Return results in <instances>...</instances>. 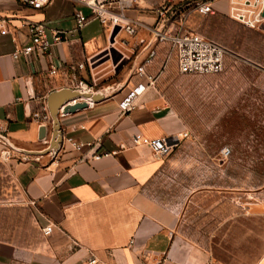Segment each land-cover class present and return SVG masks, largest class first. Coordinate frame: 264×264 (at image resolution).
Returning a JSON list of instances; mask_svg holds the SVG:
<instances>
[{
  "label": "crops",
  "instance_id": "0c3cea01",
  "mask_svg": "<svg viewBox=\"0 0 264 264\" xmlns=\"http://www.w3.org/2000/svg\"><path fill=\"white\" fill-rule=\"evenodd\" d=\"M161 1L140 0L126 14L153 26L157 22L154 9ZM196 1L181 0L176 21L186 17L187 24L190 15L196 14L190 13ZM230 7L229 0L213 1L214 14L233 20ZM78 9L90 18L81 29L76 28L74 16ZM0 20L7 30L0 33V139L23 197L21 204L29 214L26 226L21 219L15 220L23 226L18 227L17 241L0 238V264H83L91 255L106 264H230L180 232V212L174 203L182 188L168 176L170 158L156 156L148 145L189 130L178 91L166 89L171 77L163 80L162 75L158 84L135 97L131 111L123 112L120 103L144 82L134 68L124 89L59 115L56 128L50 115L36 120L32 114H47L49 95L73 88L68 68L83 63L85 68L77 70V78L102 81L118 67L115 51H121L119 47L133 55L129 48L133 39L120 28H104L91 17L88 7L74 0H52L44 10H34L19 0H0ZM29 22L44 23L50 42L53 30L73 32L53 49V55L66 65V74L50 76L52 57L38 51L30 58L13 57L17 48L32 44L26 28ZM254 30L264 36V17ZM139 36L148 37L145 31ZM163 57L160 52L153 71ZM68 137L92 145L78 151ZM102 151L117 154L91 160ZM164 179L169 183H162ZM50 223L53 232L44 236L41 229ZM254 264H264V253Z\"/></svg>",
  "mask_w": 264,
  "mask_h": 264
},
{
  "label": "rangeland",
  "instance_id": "374dc122",
  "mask_svg": "<svg viewBox=\"0 0 264 264\" xmlns=\"http://www.w3.org/2000/svg\"><path fill=\"white\" fill-rule=\"evenodd\" d=\"M208 16L192 14L186 26L228 46V71L223 79L183 76L175 61L165 70L163 80L182 78L172 90L178 91L189 127V137L168 156V176L182 188L174 203L180 232L220 261L254 264L264 253V36L228 18L212 25ZM119 49L118 67L102 81L87 82L93 95L109 96L132 78L140 50L131 55ZM244 90L247 95L239 96ZM204 103L207 109L200 110ZM1 140L0 238L16 240L23 226L15 224L14 209L27 207L21 204ZM224 148L231 151L227 156Z\"/></svg>",
  "mask_w": 264,
  "mask_h": 264
},
{
  "label": "built area",
  "instance_id": "2783aa9c",
  "mask_svg": "<svg viewBox=\"0 0 264 264\" xmlns=\"http://www.w3.org/2000/svg\"><path fill=\"white\" fill-rule=\"evenodd\" d=\"M21 3L30 6L34 10H44L52 0H19ZM77 3L88 7L91 17L98 19L101 25L109 30L120 27L129 38L133 39L129 47L133 54L137 50L143 54L141 61L135 67V75L143 79L144 82L137 85L134 90L120 103L123 112H129L134 107L135 97L140 95L147 87L154 86L164 74L171 61H175L177 70L181 75H215L222 73L225 68V57L228 50L211 39L206 38L202 34L187 28L186 17L180 21H176L180 15L178 5L181 0H162L154 9L157 14V22L150 26L141 23L138 20L130 18L126 12L135 9L140 0H74ZM214 0H198L196 1L190 13H196L200 16H208L214 14ZM230 17L245 25L248 28H256L258 23L264 17V0H229ZM76 28L81 29L89 21V17L82 11L76 10L74 13ZM27 33L32 44L24 48H17L13 57L17 59L20 54L26 58H30L34 51L47 54L52 57L49 64L48 73L50 76H56L59 73L66 74V65L53 55V49L56 44L66 42L72 31L53 30V42L49 41L47 28L42 22H29L26 24ZM145 31L148 37H140L139 33ZM7 32L5 21L0 20V33ZM124 45H128V41L123 40ZM159 46L166 47L164 57L160 63L158 70L153 71L158 58ZM139 53V52H138ZM137 53V55H138ZM83 63L71 66L68 71L72 75L70 78L71 85L74 90L81 93H91L92 88L87 81L77 78L78 69H84ZM30 93L34 92L30 89ZM84 100V99H80ZM92 102H89L91 104ZM47 114L42 115L39 112L32 114L36 120H46L50 113L46 106ZM62 108L60 109V115ZM189 137V132H184L175 138H161L148 142L152 152L161 158L168 157L179 143ZM67 141L74 145L75 149L82 151L85 147H90L92 143H83L76 141L73 137H68ZM134 142L138 143V138H134ZM222 153L227 156L230 150L224 148ZM117 154V151H102L95 153L91 160H100L102 158L111 157ZM54 224L50 223L41 229L44 236L52 234ZM83 264H106L98 257L91 255Z\"/></svg>",
  "mask_w": 264,
  "mask_h": 264
},
{
  "label": "water",
  "instance_id": "95a60500",
  "mask_svg": "<svg viewBox=\"0 0 264 264\" xmlns=\"http://www.w3.org/2000/svg\"><path fill=\"white\" fill-rule=\"evenodd\" d=\"M101 98L103 97L100 95L95 96L92 93H81L73 89L63 88L61 90L54 91L49 95L47 107L50 116L55 122L56 128H58V116L60 115L61 108V114L66 115L87 107L89 102L93 103ZM80 99H84V102H80ZM56 134L61 138L62 134L60 129L56 131ZM59 139L55 140L54 144H58Z\"/></svg>",
  "mask_w": 264,
  "mask_h": 264
},
{
  "label": "trees",
  "instance_id": "16d2710c",
  "mask_svg": "<svg viewBox=\"0 0 264 264\" xmlns=\"http://www.w3.org/2000/svg\"><path fill=\"white\" fill-rule=\"evenodd\" d=\"M219 18H224V19H226V17H224V16H222V15H218V14H212V15H209L208 16V19H209V21H210V23L213 25V24H215L216 22H217V20L219 19ZM206 37V36H205ZM206 38H208V39H211V40H213V41H215V42H217V43H220L215 37H213V36H208V37H206ZM221 45H223L224 47L226 46L225 44H222V43H220ZM226 47H228V46H226ZM159 51H158V55H159V53L160 52H164V54H165V50H166V47H162V46H159ZM228 56L229 55H227L226 57H225V68H224V71L222 72V73H219V74H215V75H209V76H220V77H222V79H223V77H224V74H225V72L227 73V71H228V66H227V60H228ZM156 62H157V60H156ZM224 73V74H223ZM178 74V73H177ZM223 74V75H222ZM184 76V75H183ZM185 76H197V75H185ZM198 76H202V75H198ZM183 78H185V77H183ZM168 79V81L169 82H167L168 83V86L166 87V89L167 90H169V89H172V88H174L175 87V85L177 84V83H180L179 81L180 80H182V78H180V76H174L173 78L171 77V78H167ZM221 79V80H222ZM178 81V82H177ZM178 85V84H177ZM222 89V91L221 92H223V91H225L224 90V88H221ZM247 93H248V91H246V90H244L243 92H239V96H241V95H247ZM251 93V92H250ZM249 95H251V94H249ZM228 96H230V95H228ZM243 103V102H242ZM242 103H240L241 104V106L240 107H242L243 105H245V104H242ZM208 104H205L204 103V106L202 107V104H201V106L199 107V109L200 110H202V108L204 109L206 106H207ZM206 109H207V107H206ZM194 111H198L197 109H195ZM211 111H212V113H213V108H211ZM208 113V112H207ZM188 123V122H187ZM231 152V151H230ZM158 180V179H157ZM156 180V181H157ZM15 210V218H17V221L19 222V220H18V218L19 219H21L22 221L21 222H23L24 224V226H26V224H27V222H28V216H29V214L26 212V210L25 209H23V208H15L14 209ZM5 211V213H7V210H4ZM11 211V210H10ZM23 214H24V217H22L23 216ZM19 216H21V217H19ZM17 222V223H18Z\"/></svg>",
  "mask_w": 264,
  "mask_h": 264
}]
</instances>
